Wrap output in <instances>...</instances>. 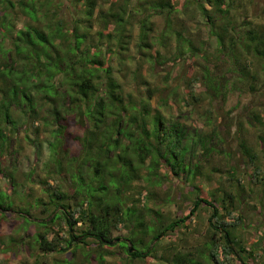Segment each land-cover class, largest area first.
I'll return each mask as SVG.
<instances>
[{
	"label": "clouds",
	"instance_id": "clouds-1",
	"mask_svg": "<svg viewBox=\"0 0 264 264\" xmlns=\"http://www.w3.org/2000/svg\"><path fill=\"white\" fill-rule=\"evenodd\" d=\"M193 260L264 264V0H0V264Z\"/></svg>",
	"mask_w": 264,
	"mask_h": 264
},
{
	"label": "trees",
	"instance_id": "trees-1",
	"mask_svg": "<svg viewBox=\"0 0 264 264\" xmlns=\"http://www.w3.org/2000/svg\"><path fill=\"white\" fill-rule=\"evenodd\" d=\"M81 39H82V38H81ZM41 43H42V44H43V43H50V46H51L52 48L56 49L58 52L60 51V48L62 47V45L58 44V42H56V41H52V42L41 41ZM77 52H78V49H76L75 47H71V48L67 49V50L64 51V52H61L60 54H61V55H68V56H74V55L77 54ZM9 55H10V54H9ZM101 66H102V65H101ZM81 86L83 87V85H81ZM196 191H197V193H199V189H197ZM58 195L63 196V193H59ZM207 203H208L207 200H199L197 203H195V204L193 205V210L195 211V209L199 208L200 204H205V205H206ZM69 207H71V205H69ZM192 214H193V213H188V214H186L185 219H187V216H188V215H192ZM178 223H182V221H179ZM162 235H163V234H162ZM77 239H78V238H77ZM189 255H190V254H189ZM190 264H195V261H194V260L191 261Z\"/></svg>",
	"mask_w": 264,
	"mask_h": 264
},
{
	"label": "rangeland",
	"instance_id": "rangeland-1",
	"mask_svg": "<svg viewBox=\"0 0 264 264\" xmlns=\"http://www.w3.org/2000/svg\"><path fill=\"white\" fill-rule=\"evenodd\" d=\"M191 255V254H190Z\"/></svg>",
	"mask_w": 264,
	"mask_h": 264
}]
</instances>
